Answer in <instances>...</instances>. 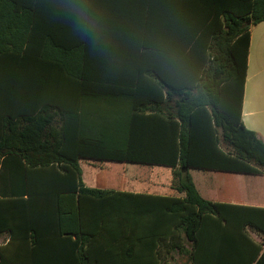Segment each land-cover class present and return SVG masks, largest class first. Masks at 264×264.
Segmentation results:
<instances>
[{"label":"trees","instance_id":"trees-1","mask_svg":"<svg viewBox=\"0 0 264 264\" xmlns=\"http://www.w3.org/2000/svg\"><path fill=\"white\" fill-rule=\"evenodd\" d=\"M263 21L264 0H0V264H169L174 251L264 264V209L208 200L197 182L264 174V143L242 122L250 29ZM117 26V56L128 36L151 85L129 70L94 76L95 47ZM192 31L199 48L176 43ZM84 159L127 175L172 168L184 196L90 188Z\"/></svg>","mask_w":264,"mask_h":264},{"label":"crops","instance_id":"crops-1","mask_svg":"<svg viewBox=\"0 0 264 264\" xmlns=\"http://www.w3.org/2000/svg\"><path fill=\"white\" fill-rule=\"evenodd\" d=\"M123 30H126L125 27L117 26L115 30L111 28L108 33H105L107 32L106 29L103 32L105 33L103 38L106 39L108 37L109 43L102 40L101 43L96 45V49L101 47L104 51L101 53L102 55H95L94 59L96 64L103 66V70L101 71L103 75L94 76L102 79H124L126 78L125 72L129 70L134 77L142 81V85L143 81L151 85V78L145 75V72H142L141 75V70L144 67L139 66L143 63L145 57L143 55L128 56V36H126L121 48L122 55L117 56L121 37L120 33ZM54 74H57L55 80H63L62 73ZM105 107L102 109L108 111L116 110L117 114H114V118L121 120L123 123L125 122L126 115L123 107L114 108L110 105L106 109ZM85 117L86 129L93 133L94 126L96 128V124L100 122L99 118L93 114H86ZM132 120L133 122H145L150 120V116L149 114H133ZM242 122L247 130L255 132L264 143V21L250 29V46L242 104ZM125 165L127 164H121L120 166ZM81 166L83 181L90 188L167 197L184 196L183 193H180L176 189L173 183V169L161 164L151 166L138 165V167H144L145 172L144 174L143 172L135 174L136 176L133 174L127 175L123 171L122 174L120 172H112L115 165L110 162L84 159L81 160ZM197 182L200 193L208 200L264 209V174H242L220 170L199 171ZM2 235H5L6 241L1 243L0 246L5 245L9 239L7 234H0V236ZM252 236L256 241L260 240L256 234L252 233Z\"/></svg>","mask_w":264,"mask_h":264},{"label":"rangeland","instance_id":"rangeland-1","mask_svg":"<svg viewBox=\"0 0 264 264\" xmlns=\"http://www.w3.org/2000/svg\"><path fill=\"white\" fill-rule=\"evenodd\" d=\"M181 34V33H180ZM196 33L193 31L191 33L188 32H182V35H176L175 34V40L176 43L181 42L182 45L185 48H192L193 50L196 48H199L200 45L197 43L198 38H195ZM182 36V38H176ZM197 43V44H196ZM1 174L5 175L4 180H0V184L5 185L7 183V175L5 170H0V176ZM5 236V235H4ZM3 235L0 236V244L4 243L6 241V237ZM188 245V243H186ZM169 264H189V260L186 254L178 253L177 251H174L171 256L168 255Z\"/></svg>","mask_w":264,"mask_h":264}]
</instances>
